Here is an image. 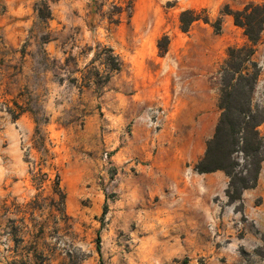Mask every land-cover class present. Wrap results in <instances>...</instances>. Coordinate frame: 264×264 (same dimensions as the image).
I'll return each mask as SVG.
<instances>
[{
  "label": "rangeland",
  "instance_id": "374dc122",
  "mask_svg": "<svg viewBox=\"0 0 264 264\" xmlns=\"http://www.w3.org/2000/svg\"><path fill=\"white\" fill-rule=\"evenodd\" d=\"M250 1L263 0H0V264L205 263L162 255L153 227L161 190L152 191L161 168L151 164L178 116L187 131L191 105L219 119L220 66L228 46L247 40L221 10ZM43 3L48 19L38 14ZM187 8L210 22L182 31ZM107 46L119 70L105 66ZM256 58L254 100L264 106V30ZM192 78L200 81L191 86ZM35 116L48 119L44 142L34 139ZM192 172L187 164L185 175Z\"/></svg>",
  "mask_w": 264,
  "mask_h": 264
},
{
  "label": "crops",
  "instance_id": "0c3cea01",
  "mask_svg": "<svg viewBox=\"0 0 264 264\" xmlns=\"http://www.w3.org/2000/svg\"><path fill=\"white\" fill-rule=\"evenodd\" d=\"M199 81L192 78L191 86ZM187 110V131L179 130L178 116L166 145L164 142L165 152L156 155L151 164L161 168L160 186L152 182V191L161 190L160 223L153 225L161 253L165 259L188 257L203 264H264V256L256 251L263 247L264 173L255 186L243 190L239 200L228 202V175L220 169H196L218 118L207 105L200 116V107L194 104ZM187 164L193 169L188 177Z\"/></svg>",
  "mask_w": 264,
  "mask_h": 264
},
{
  "label": "trees",
  "instance_id": "16d2710c",
  "mask_svg": "<svg viewBox=\"0 0 264 264\" xmlns=\"http://www.w3.org/2000/svg\"><path fill=\"white\" fill-rule=\"evenodd\" d=\"M43 4L45 8L38 7V14L41 18L48 19L51 13L48 5ZM221 13L232 16L234 23L243 29L247 40L242 45H230L227 48V57L219 69L220 116L213 136L207 141L205 154L196 164V169L199 172L223 170L230 177L226 194L229 201L234 202L241 198L244 189L256 185L264 160V135L260 130V126L264 123V106L254 100L256 87L262 75V66L256 58V52L264 30V0L262 2L250 1L238 9L226 4ZM198 19L210 22L208 15L202 16L201 12L194 8L182 10L179 14L181 30L188 31L192 23ZM220 22L218 18L213 24L217 30L220 29ZM169 42L170 38L167 34L158 39L157 46L160 54L167 52ZM104 49L108 53L104 62L105 66L109 70H119L122 64L119 54L114 53L110 46ZM96 74H99L98 70ZM106 75L108 80L110 73L107 72ZM85 82L88 86L91 79L87 78ZM47 121L46 117L41 120L35 116V140L39 139L44 142L43 125ZM44 149L47 151L45 147ZM238 153L242 154L241 158L247 163L252 164V170L247 167L240 168ZM248 172L250 178L246 179L242 175ZM42 174L47 176L46 172ZM55 189L60 196L61 203L64 204L66 194L60 186L58 172H56ZM262 248H264V236ZM97 250L100 253L99 237Z\"/></svg>",
  "mask_w": 264,
  "mask_h": 264
}]
</instances>
